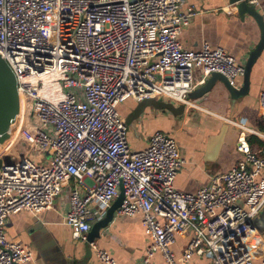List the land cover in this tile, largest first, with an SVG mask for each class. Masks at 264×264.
I'll use <instances>...</instances> for the list:
<instances>
[{
	"label": "built area",
	"instance_id": "obj_1",
	"mask_svg": "<svg viewBox=\"0 0 264 264\" xmlns=\"http://www.w3.org/2000/svg\"><path fill=\"white\" fill-rule=\"evenodd\" d=\"M245 1L264 16L260 0ZM182 3L0 0V56L16 75L21 119L12 152L0 155V264H23L33 255L19 238L5 237L8 217L38 214L57 196L67 206L71 238L88 242L100 264H117L87 233L120 186L114 214H140L148 240L138 264H151L156 252L165 264L202 255L210 264H264V248L256 261L247 244L264 208V146L240 140L242 156L229 171L182 192L173 184L184 162L173 137L155 131L146 148L132 151L116 109L127 98L194 105L188 93L213 72L238 87L243 63L223 48L183 47L179 35L194 12L182 11ZM258 108L263 118L264 88ZM181 235L189 240L176 255L171 245Z\"/></svg>",
	"mask_w": 264,
	"mask_h": 264
},
{
	"label": "crops",
	"instance_id": "obj_2",
	"mask_svg": "<svg viewBox=\"0 0 264 264\" xmlns=\"http://www.w3.org/2000/svg\"><path fill=\"white\" fill-rule=\"evenodd\" d=\"M260 2L264 6V0ZM189 9L194 14L179 35L183 47L198 50L206 42L211 47L223 48L239 63L245 61L260 36L258 26L250 16L245 14L240 19L236 5L230 0H183L181 10L186 12ZM237 81L240 84L241 77ZM263 88L264 52L252 69L248 95L234 102L217 83L205 96L194 100V105L160 97L141 101L127 98L116 109L126 126V139L132 151L146 148L155 131L173 137L184 160L174 178V187L194 193L206 186L212 175L227 172L235 165L242 156L237 150L240 140L247 141L252 135L258 141L248 143L252 149L264 146L261 138L264 131L259 128L264 117L260 116L258 108V94ZM232 122H238L242 127L236 128ZM224 123L228 125L224 144L219 154L212 157L207 146ZM260 176L264 177V168ZM62 201L54 199L51 208L35 215L22 210L8 217L5 237L19 238L33 254L31 260L23 264H53L51 252L56 256L55 264H100L88 242L71 238V228L63 220L67 206L62 205ZM50 239L54 244L44 248ZM188 240V235L176 236L171 249L180 255ZM93 242L108 251L117 264H138L148 243L141 215L114 214ZM247 244L258 261V253L264 248V208L254 219ZM151 264H165L160 253L153 255ZM188 264H210V258L207 255L193 256Z\"/></svg>",
	"mask_w": 264,
	"mask_h": 264
},
{
	"label": "water",
	"instance_id": "obj_3",
	"mask_svg": "<svg viewBox=\"0 0 264 264\" xmlns=\"http://www.w3.org/2000/svg\"><path fill=\"white\" fill-rule=\"evenodd\" d=\"M231 3H235L237 8V14L240 19H243L244 15L250 16L257 24L260 36L255 44V46L248 52L245 61L243 62V75L241 77V82L238 87L231 86L226 77L218 72H213L210 74L207 81L194 89L192 92L188 93V98L192 100H197L209 93L214 86L219 83L224 88L229 100L234 102L241 97L248 95L251 83V73L257 60L264 52V16L253 6L246 3L245 0H230ZM19 114V93L17 79L14 71L9 66V64L0 56V145L5 143L10 138V128L16 122L17 116ZM30 115H33L31 111ZM228 130V125L226 123L222 124L217 135L208 144L207 152L215 157L219 154V151L224 144V138ZM2 159L0 158V165ZM123 200V191L120 186V192L115 200L106 209L103 218L95 221L90 230L87 233V240L89 242L93 241L95 237H98L100 229L107 226V224L112 220L114 211L120 206ZM254 222V221H253ZM53 240L50 239L44 248L50 247ZM51 257L54 259L53 264H55L56 256L51 252ZM50 257V258H51Z\"/></svg>",
	"mask_w": 264,
	"mask_h": 264
},
{
	"label": "rangeland",
	"instance_id": "obj_4",
	"mask_svg": "<svg viewBox=\"0 0 264 264\" xmlns=\"http://www.w3.org/2000/svg\"><path fill=\"white\" fill-rule=\"evenodd\" d=\"M20 124H21V119H19V122L17 123V125L13 128V136H12V139H11V141L9 142V143H7L6 145H4L3 146V144H1L0 145V154L1 153H4V152H6V151H10V152H12V148H11V145H12V143L13 142H15L16 141V139H17V134H18V132H19V129H20ZM10 138H11V134H10ZM9 138V139H10ZM8 139V140H9ZM14 147H17V145H13ZM12 146V147H13ZM14 147H13V149H14ZM22 150V149H21ZM24 151V150H23ZM13 153H15L16 154V152H13ZM46 153H48V152H46ZM59 197L57 196L56 198H55V200L56 199H58Z\"/></svg>",
	"mask_w": 264,
	"mask_h": 264
},
{
	"label": "trees",
	"instance_id": "obj_5",
	"mask_svg": "<svg viewBox=\"0 0 264 264\" xmlns=\"http://www.w3.org/2000/svg\"><path fill=\"white\" fill-rule=\"evenodd\" d=\"M259 128H260L262 131H264V118L262 119V121H261V125L259 126ZM253 141L258 142L257 139H256L254 136L251 135V136L248 138L247 142H248L249 144H251ZM259 143H260V145H261V142H259Z\"/></svg>",
	"mask_w": 264,
	"mask_h": 264
},
{
	"label": "bare ground",
	"instance_id": "obj_6",
	"mask_svg": "<svg viewBox=\"0 0 264 264\" xmlns=\"http://www.w3.org/2000/svg\"><path fill=\"white\" fill-rule=\"evenodd\" d=\"M19 118H20V117H19ZM19 118L17 119L16 123L13 124V125L11 126V128H10L11 138H10L9 140H7V141L3 144V146L6 145L7 143H9V142L11 141L12 136H13V128H14V127L17 125V123L19 122ZM1 154H2V153H1ZM1 154H0V155H1Z\"/></svg>",
	"mask_w": 264,
	"mask_h": 264
}]
</instances>
